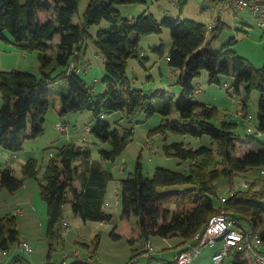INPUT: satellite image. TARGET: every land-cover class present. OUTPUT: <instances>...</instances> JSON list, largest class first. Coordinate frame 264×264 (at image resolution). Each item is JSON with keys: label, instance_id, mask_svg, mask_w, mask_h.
Returning a JSON list of instances; mask_svg holds the SVG:
<instances>
[{"label": "trees", "instance_id": "obj_1", "mask_svg": "<svg viewBox=\"0 0 264 264\" xmlns=\"http://www.w3.org/2000/svg\"><path fill=\"white\" fill-rule=\"evenodd\" d=\"M144 1L90 0L83 22L75 23L73 16L81 0H0V39L11 40L10 35L11 42L24 52L37 51L40 60L39 74L19 68L0 70L3 98L0 150L17 156L27 138L44 133L52 86L59 83L61 115L89 110L94 122L90 131L98 141L109 144L108 148L99 150L100 159L94 158L90 145L76 141L48 146L52 149L51 156L40 185L41 195L48 204L47 235L52 239L50 247L53 248L54 240L62 236L67 203H71L74 214L86 222L112 220L113 214L105 209V204L110 183L116 176L106 164L114 165L134 140L135 119L140 113L151 117L159 112L163 119L149 131V136L164 134L165 154L179 158V164L188 162V165L184 171L158 166L152 175H145L139 158L135 170L118 179L121 218L131 234L129 243L134 245L138 239L148 241L152 235H160L181 237L179 246H198L200 239L196 234L205 232L209 219L221 212L237 218L242 230L247 227L257 231L264 242V146L251 147L238 156V123L227 119L216 122L218 107L194 99L197 89L194 79L202 74L201 71L208 70L210 81L217 83H221V74L230 75L235 92L245 90V101L253 90L261 91L258 116L262 132L264 66L257 68L240 55L232 47L235 41L226 43L219 51L205 48L208 28L194 19L171 15L158 19L146 11L136 18H129L124 17L118 7L119 4ZM48 12H53V16L46 17ZM103 20H108L111 27L100 28L93 36L90 27ZM220 22L219 17L213 30L220 29ZM166 27L172 34L168 63L181 70L178 83L182 93L177 100L174 93L164 89L148 92L135 87L127 75L130 58L143 63L142 37L162 33ZM89 36L94 38L98 51L105 58L107 76L103 93H97L79 73L76 63L73 64L79 61L84 52V41ZM56 37L59 41L55 44ZM158 48L160 56H164L163 43ZM157 97L162 100L155 104ZM174 106L178 116L171 118ZM117 111L123 114L112 126L113 123L104 118ZM169 131L190 135L202 143L195 147L185 141L169 142ZM255 169H260L261 175L255 173L251 182L235 189L236 177ZM39 172V160L31 157L23 164V176L18 177L9 160L0 172V191L7 188L15 192L26 179L36 178ZM222 182L228 184L230 190L225 201L220 195ZM164 186L172 189L161 192L160 187ZM171 201L177 202L173 210L164 207ZM133 216L137 217L136 226L131 221ZM111 236L115 240L122 239V229L117 225ZM16 243H20L18 214L8 213L0 217V255L4 256L0 264H33L19 252H12ZM93 243L96 249L100 243L99 235ZM258 250L264 252V244ZM230 253L232 264H259L256 255L252 258L247 251L233 248ZM89 260H78L77 263L100 264L95 255ZM47 264L56 263L49 260Z\"/></svg>", "mask_w": 264, "mask_h": 264}, {"label": "rangeland", "instance_id": "obj_2", "mask_svg": "<svg viewBox=\"0 0 264 264\" xmlns=\"http://www.w3.org/2000/svg\"><path fill=\"white\" fill-rule=\"evenodd\" d=\"M78 11L73 16L75 23H82L84 12L90 0H81ZM119 9L124 17L136 18L141 13H153L158 19L167 15L171 17L181 16L182 19L190 18L196 22L203 23L208 28L207 42L205 48L219 51L223 45L233 42L232 47L242 56L251 61L257 67L264 66V28L257 23L255 16L245 9L230 7L220 13V4L214 0H146L138 3L119 4ZM53 16V12L46 13V17ZM221 19L219 30H213L209 26L211 23ZM218 23V21H217ZM111 27L108 20H103L100 24H94L89 32L94 36L100 28ZM9 39L12 37L9 35ZM56 37L53 43H57ZM11 40L0 39V70L19 68L39 74L40 60L38 52H24ZM163 43L165 55L160 56L159 48ZM141 45L143 47L142 62L137 58H130L128 61V74L133 80L134 86L143 88L148 92H156L164 89L175 94V100L182 93V87L178 83L180 69L172 67L168 63V53L172 46V34L170 28H164L162 33L144 35ZM83 53L76 66L79 73L84 76L89 85H93L95 91L103 93L106 90L104 78L106 75L105 58L98 51L94 38L89 36L84 41ZM202 74L194 79L197 86L194 99L218 107L219 115L216 122L222 119L237 122L236 133L239 134L237 140V155L240 156L248 151L249 147L260 148L264 146V131L259 129L258 105L261 91L255 89L245 101V90L236 93L233 87V77L221 74V83L211 82L208 70L201 71ZM61 83L52 86L50 100L51 107L46 115L44 133L38 137L27 138L23 149L17 156L9 151L0 150V172L10 160V164L15 168V175L23 176V164L27 159L34 157L39 160L40 172L36 178H28L24 185L15 192L3 188L0 191V217L8 213H18V230L20 243L29 242L33 248L32 252L26 251L20 243L12 247V252H19L30 259L33 264H47L53 261L56 264H84L77 263L90 261V257L95 255V259L100 264H169L175 256V247L168 246L169 243L179 241L181 237H172L167 240L160 235H152L149 241L152 243L154 253L151 255L145 251L146 239H138L131 245L128 239L131 237L125 221L121 218L122 204L117 203L116 180L127 176L135 170L138 159L141 158L145 175H152L158 166H163L173 170L184 171L188 162L179 164V158L167 156L164 152L165 135L161 133L149 136V131L158 126L163 116L157 112L151 117L145 113H140L135 119L136 133L134 140L126 147V151L120 155L115 164L110 166L115 173L116 180L112 181L106 201V207L112 211L113 218L110 222L84 221L73 212L71 203L65 204V220L70 227L64 226L62 236L54 240V247H50L52 239L47 235L49 221L48 204L41 195L40 183L44 181V171L51 156L48 146L52 144L62 145L70 141H76L81 145H90L93 148V156L100 159L102 148H108V143L98 141L87 127L93 126L92 113L87 111H70L67 115H61ZM161 97H157L155 104L160 103ZM3 105V98L0 91V109ZM122 111L108 114L104 119L109 120L115 126V121L122 116ZM178 112L174 106L171 118L177 117ZM250 116V119L248 118ZM63 122L69 127V134L58 128V124ZM250 128L252 130H250ZM169 142L185 141L188 145L199 146L201 141L190 135L175 134L168 132ZM208 143V142H205ZM125 167V168H124ZM124 170V171H123ZM261 175L260 169H255L238 175L236 177L235 189L243 188L252 178ZM264 175V174H263ZM249 177V178H248ZM264 177V176H263ZM170 186L160 187L161 192L169 191ZM235 191V190H234ZM230 193L228 184L222 182L220 195L227 196ZM171 210L177 207V202L171 201L164 205ZM24 209V210H23ZM133 226L137 224V217L133 216ZM122 229L123 238L115 240L111 236L114 227ZM246 229H250L247 228ZM100 236L99 246L95 249L93 243L97 236ZM216 246L205 245L199 257L193 264H215L213 261L214 252L222 249L224 243L216 242ZM137 249L136 252L133 250ZM215 249V250H214ZM177 254V253H176ZM248 254L253 258L254 252L249 250ZM151 255V256H150ZM4 258L0 255V260ZM255 258V257H254ZM233 256L230 253L221 264H232Z\"/></svg>", "mask_w": 264, "mask_h": 264}, {"label": "built area", "instance_id": "obj_3", "mask_svg": "<svg viewBox=\"0 0 264 264\" xmlns=\"http://www.w3.org/2000/svg\"><path fill=\"white\" fill-rule=\"evenodd\" d=\"M220 3V13L230 7L237 9H245L251 12L257 19V23L260 27L264 28V0H214ZM217 21L210 24V28L213 29L217 26ZM169 59V56H167ZM250 119V116L248 117ZM58 128L63 132L69 134V127L67 124L60 122ZM90 130V127H87ZM250 130H252L250 128ZM16 156V155H15ZM234 191L231 192V195ZM228 196H221L222 201H225ZM117 203L120 201V196L117 194ZM16 214L20 213L19 210L15 211ZM64 225L70 227L68 222L65 220ZM241 222L234 217L227 216L225 213H216L209 219V223L205 229V232H198L196 238L200 239V245L193 246L186 244L181 247L177 252L173 264H192L202 252L205 245H214L218 238H221L224 243V247L213 254V260L215 264H221L229 255V252L233 248H237L242 252L253 251L256 255L259 264H264V252L259 251L264 242L257 231L240 228ZM26 251L32 252L33 248L29 242L22 241L20 243ZM146 249L150 254L154 253L152 243L148 240L145 243ZM6 252H4L5 254Z\"/></svg>", "mask_w": 264, "mask_h": 264}, {"label": "crops", "instance_id": "obj_4", "mask_svg": "<svg viewBox=\"0 0 264 264\" xmlns=\"http://www.w3.org/2000/svg\"><path fill=\"white\" fill-rule=\"evenodd\" d=\"M218 5L220 4L218 1H215ZM226 9H231V8H226ZM226 9H224V10H226ZM223 10V11H224ZM220 11H221V9H220ZM249 148H251V147H249ZM124 171V170H123ZM115 176V175H114ZM116 180V179H115ZM114 181V180H113ZM116 194H119V191H120V185H119V180L117 179L116 180ZM111 185V184H110ZM110 187V186H109ZM109 192V191H108ZM108 195V194H107ZM107 198V197H106ZM116 201V200H115ZM117 202V201H116ZM120 202V201H119ZM118 202V203H119ZM106 204L108 205L109 204V202L108 201H106ZM106 204H105V209L108 211V212H111L112 213V211L110 210V209H108V207H106ZM24 210V209H23ZM176 238H178V237H176ZM164 239L165 240H167V239H169V237H164ZM178 239H180L179 241H177V242H174V243H169L168 245H164L163 247H168V246H176L175 247V256H176V253L180 250V248L183 246V245H180L179 246V243L182 241V238H178ZM219 241H222L223 242V240L222 239H219L217 242H219ZM216 244L217 243H215L214 245H213V247L214 246H216ZM215 250V249H214ZM215 253V252H214ZM175 256L173 257V260L172 261H174V259H175ZM199 257V256H198ZM197 259V258H196ZM195 259V260H196ZM214 261V260H213ZM171 261H169V263H170ZM193 264V263H192Z\"/></svg>", "mask_w": 264, "mask_h": 264}]
</instances>
